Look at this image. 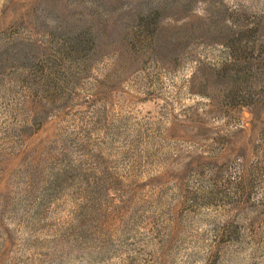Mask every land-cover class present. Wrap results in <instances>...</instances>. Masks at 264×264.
<instances>
[{"label":"rangeland","instance_id":"obj_1","mask_svg":"<svg viewBox=\"0 0 264 264\" xmlns=\"http://www.w3.org/2000/svg\"><path fill=\"white\" fill-rule=\"evenodd\" d=\"M0 264H264V0H0Z\"/></svg>","mask_w":264,"mask_h":264}]
</instances>
